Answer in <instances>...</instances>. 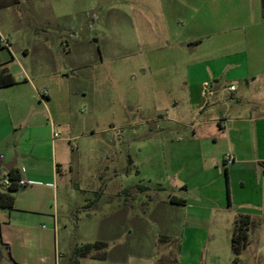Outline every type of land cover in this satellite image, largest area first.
Returning <instances> with one entry per match:
<instances>
[{
    "label": "rangeland",
    "instance_id": "1",
    "mask_svg": "<svg viewBox=\"0 0 264 264\" xmlns=\"http://www.w3.org/2000/svg\"><path fill=\"white\" fill-rule=\"evenodd\" d=\"M258 1L35 0L29 4L24 23L36 32L35 25L44 22L46 27L37 30V36L50 39L47 49L51 53L45 64H33V83L36 90L48 91L50 99L44 101L46 111L38 99L23 100L17 109L0 112V140L10 142L11 148L33 149L42 160L49 157L51 140L59 162L68 163L59 174L57 253L53 235L52 247L45 251L46 262L113 264L76 254V249L102 242L107 235L104 227L119 210L114 195L120 181L114 174L121 173L130 154L141 171V187L136 192L140 221L135 219V229L133 223H125V233L116 230L121 226L116 221L113 239L89 253L108 255L120 248L126 250L123 264H180L177 244L162 236L173 231L178 238L182 231L180 219L170 218L163 206L173 190L181 194L169 176V142L189 131L179 121L196 126L209 113H197L187 102L184 82L190 61L182 55L190 48L184 42L190 32L204 31V27L245 23L252 25L247 41L255 36L264 43ZM38 4L47 11L45 15L37 12ZM56 5L55 13L61 17L55 18L51 7ZM177 28L181 31L176 38L166 37ZM232 28L221 38L242 33ZM155 34L158 42L153 39ZM156 43L165 49L154 51ZM174 104L177 109L172 113ZM219 109L224 113L226 107ZM29 120L40 122L35 134L27 126ZM18 124L21 127L14 130ZM46 124L53 125L58 137H49ZM0 171L7 174L9 169L5 165ZM110 202L116 203L108 207ZM40 226L54 231L52 220ZM219 229L223 234L216 242L227 248L226 237L230 239L233 225L223 221ZM256 229L249 232L250 242L239 257L240 264H264V237L257 246ZM209 243L212 239L196 238L187 247ZM0 264H17L4 247Z\"/></svg>",
    "mask_w": 264,
    "mask_h": 264
},
{
    "label": "crops",
    "instance_id": "2",
    "mask_svg": "<svg viewBox=\"0 0 264 264\" xmlns=\"http://www.w3.org/2000/svg\"><path fill=\"white\" fill-rule=\"evenodd\" d=\"M33 1L0 0V38L8 43L5 46L0 41V72L6 71L15 81L11 86L0 88V112L3 113L17 109L23 100L30 103L38 99L43 103L38 104L46 111L44 101L50 99L48 91L45 99H41L39 95L44 91L36 90L33 83L36 77L33 64L43 65L51 56L47 49L50 39L37 36V30L46 27L44 22L35 25L36 32L24 23ZM258 2L257 15L259 20H264V1ZM37 6V12L45 15L47 11L40 8V4ZM55 7L57 5L51 7V12L55 18L61 17L55 13ZM230 28L240 29L242 33L228 40L221 38ZM251 28L252 25L245 23L212 25L204 27V31L190 32L184 42L190 48L189 53L182 55L183 60L190 61L184 82L187 102L193 111L202 114L209 110V113L202 122H196V126L179 121L189 131L169 142L168 155L172 162L169 176L181 194L173 190L163 206L170 218L180 219L182 231L178 238L173 231L162 236L172 245L177 244L180 264H240V258L234 262L230 245L219 247L216 242L223 234L219 225L223 221H231L233 225L238 215H249L257 221V246L264 237V43L255 36L247 41V30ZM173 31L166 37L176 38L181 29ZM158 38L156 34L153 37L157 42ZM155 46L154 51L165 49L158 44ZM216 88L218 90L214 91ZM209 105L215 106L209 109ZM220 106L226 107L224 113ZM176 109L174 104L172 113ZM47 116H50L49 110ZM26 123L35 134L40 122L29 120ZM45 126L49 137H54L53 125ZM20 127L18 124L14 130ZM48 143L52 146L49 157L42 160L33 149L19 150L16 145L11 148L10 142L0 140V170L15 161L12 169L28 183L21 188L24 190L17 192L13 210H0L4 248L17 264H51L46 262L45 251L48 246L51 249L53 235L57 251L59 174L68 163L59 162L54 142L48 140ZM126 156L121 173L114 174L120 181L114 195L118 197L119 210L115 218L110 216L111 223H105L107 235L100 239L103 243L113 239L116 221L121 224L116 230L122 232L125 223H133L135 229V219L140 221L136 209L141 208V203L136 201V192L141 187V171L132 156ZM226 156H231L233 162L226 163ZM171 199L185 200V203H171ZM50 220L54 231L40 226ZM229 232L231 235L232 229ZM229 237H226L228 243ZM196 238L212 239V243L188 248V242ZM125 252L120 248L109 252L103 262L123 264Z\"/></svg>",
    "mask_w": 264,
    "mask_h": 264
},
{
    "label": "trees",
    "instance_id": "3",
    "mask_svg": "<svg viewBox=\"0 0 264 264\" xmlns=\"http://www.w3.org/2000/svg\"><path fill=\"white\" fill-rule=\"evenodd\" d=\"M264 1V0H263ZM15 81L6 74V71L0 72V88L11 86ZM21 178L17 171L11 169L7 174H1L0 171V210H13L15 208L16 194L23 188L19 185ZM8 181L9 185L5 182ZM171 203L184 204L185 200L176 201L171 199ZM257 221L249 215H238L233 222V229L231 234L230 246L234 255V262L239 261V257L249 244V232L253 227H256ZM1 233H0V251L5 247ZM105 243L96 242L94 244H86L81 249H76V254L81 253L83 256H90L92 259L105 260L107 258L106 252L89 253L93 249H102Z\"/></svg>",
    "mask_w": 264,
    "mask_h": 264
},
{
    "label": "built area",
    "instance_id": "4",
    "mask_svg": "<svg viewBox=\"0 0 264 264\" xmlns=\"http://www.w3.org/2000/svg\"><path fill=\"white\" fill-rule=\"evenodd\" d=\"M0 41L3 42V43L5 44V46H8V43H7L6 39H4V38H0ZM230 89H231V90H234V87H231ZM39 96L41 97V99H45V97L47 96V91L44 90L43 94H41V95H39ZM56 136H58V134H57V133H54V137H56ZM225 161H226V163H232V162H233V158H232L231 156H226V157H225ZM5 184H6V185H9V182L6 181ZM19 185H20L21 187H25V186L28 185V183H26V182L23 181V180H20Z\"/></svg>",
    "mask_w": 264,
    "mask_h": 264
},
{
    "label": "water",
    "instance_id": "5",
    "mask_svg": "<svg viewBox=\"0 0 264 264\" xmlns=\"http://www.w3.org/2000/svg\"><path fill=\"white\" fill-rule=\"evenodd\" d=\"M217 90H218L217 88L214 89V91H217ZM14 163H15V161H13V163H11L10 165H8L7 168H8L9 170H11L12 167L14 166ZM21 190H24V189H21Z\"/></svg>",
    "mask_w": 264,
    "mask_h": 264
}]
</instances>
